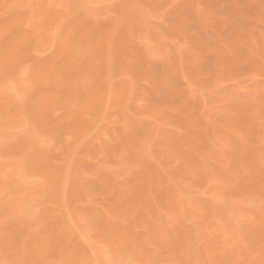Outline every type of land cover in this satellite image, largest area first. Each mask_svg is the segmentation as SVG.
Returning a JSON list of instances; mask_svg holds the SVG:
<instances>
[{
	"label": "rangeland",
	"instance_id": "374dc122",
	"mask_svg": "<svg viewBox=\"0 0 264 264\" xmlns=\"http://www.w3.org/2000/svg\"><path fill=\"white\" fill-rule=\"evenodd\" d=\"M263 51L264 0H0V264H264Z\"/></svg>",
	"mask_w": 264,
	"mask_h": 264
},
{
	"label": "bare ground",
	"instance_id": "6f19581e",
	"mask_svg": "<svg viewBox=\"0 0 264 264\" xmlns=\"http://www.w3.org/2000/svg\"><path fill=\"white\" fill-rule=\"evenodd\" d=\"M263 52H264V51H263ZM259 58H260V57H259ZM262 61H263V60H262ZM144 66H145V65H144ZM144 66L141 65V67H144ZM141 67H139V68H141ZM263 67H264V66H263ZM139 68H138V69H139ZM138 69H137V70H138ZM143 69H144V68H143ZM263 69H264V68H263ZM139 70H140V69H139ZM141 70H142V69H141Z\"/></svg>",
	"mask_w": 264,
	"mask_h": 264
}]
</instances>
